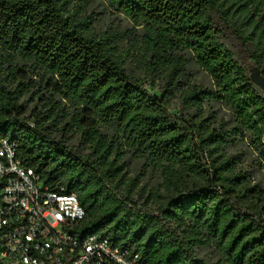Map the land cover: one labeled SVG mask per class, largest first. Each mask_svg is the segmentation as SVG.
<instances>
[{
	"label": "trees",
	"instance_id": "trees-1",
	"mask_svg": "<svg viewBox=\"0 0 264 264\" xmlns=\"http://www.w3.org/2000/svg\"><path fill=\"white\" fill-rule=\"evenodd\" d=\"M107 1L142 26L150 83L74 0H0V139L78 195L81 237H108L139 264H208L205 247L221 264H264V185L234 151L247 139L264 162V93L250 74L253 63L264 75V0ZM191 60L211 86L186 79ZM36 86L49 108L27 116L20 100Z\"/></svg>",
	"mask_w": 264,
	"mask_h": 264
},
{
	"label": "built area",
	"instance_id": "built-area-1",
	"mask_svg": "<svg viewBox=\"0 0 264 264\" xmlns=\"http://www.w3.org/2000/svg\"><path fill=\"white\" fill-rule=\"evenodd\" d=\"M17 153L16 143L0 139V264H139L108 237L76 234L86 215L78 195L48 184Z\"/></svg>",
	"mask_w": 264,
	"mask_h": 264
},
{
	"label": "rangeland",
	"instance_id": "rangeland-1",
	"mask_svg": "<svg viewBox=\"0 0 264 264\" xmlns=\"http://www.w3.org/2000/svg\"><path fill=\"white\" fill-rule=\"evenodd\" d=\"M73 6L79 9L80 15L91 17L92 27L99 33L103 34L105 32H111L117 34L119 49L123 57L127 60L130 69L133 73L140 75L142 79L147 83H150V75L146 67L144 54H143V44H142V26L133 22L125 14L116 11L107 0H74ZM21 68H23L21 66ZM251 76L257 80V78L264 77L261 70L258 69L253 63L250 66ZM30 76H33L38 82H40V76L33 75L29 72ZM186 79L188 81H193L197 84H202L204 86H211V79L209 75L201 69L198 65L191 60L189 68L187 70ZM163 82L161 80L155 81V86L153 89L157 90L159 86H162ZM256 85L264 93V88L256 82ZM152 89V87H150ZM41 88L36 86L29 92H25L21 97L20 104L26 109V115H30L31 112L37 107L39 111H45L49 108L44 107L43 101H39V95H41ZM172 110L176 113L180 111V102L174 100L172 103ZM219 118L223 120H230V113L218 106ZM50 119L48 123H51ZM58 136V132H55ZM69 145L75 148H82L84 146L80 145V135L77 132L70 134ZM248 140L242 145H237L234 148L235 152L244 151L246 152L243 156V167L250 170L253 173L254 181H260L264 185V162L260 160L257 151L252 148ZM86 151V149H85ZM138 169L136 164L131 165V167L126 171V176L128 178L136 176ZM144 181L142 182V184ZM141 184V185H142ZM138 196H135L137 199ZM144 202V198L140 199V203ZM198 257L205 259L208 264H221V260L217 252L210 247L199 248Z\"/></svg>",
	"mask_w": 264,
	"mask_h": 264
},
{
	"label": "water",
	"instance_id": "water-1",
	"mask_svg": "<svg viewBox=\"0 0 264 264\" xmlns=\"http://www.w3.org/2000/svg\"><path fill=\"white\" fill-rule=\"evenodd\" d=\"M252 77V76H251ZM252 79L254 80V82L256 83H259L263 88H264V77H260V78H257V80H255L253 77Z\"/></svg>",
	"mask_w": 264,
	"mask_h": 264
}]
</instances>
